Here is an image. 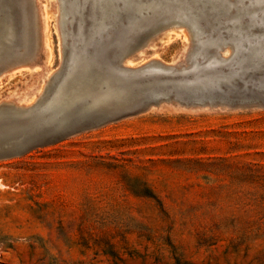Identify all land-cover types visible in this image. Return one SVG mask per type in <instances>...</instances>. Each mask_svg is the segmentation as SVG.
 I'll return each mask as SVG.
<instances>
[{"label":"rangeland","instance_id":"1","mask_svg":"<svg viewBox=\"0 0 264 264\" xmlns=\"http://www.w3.org/2000/svg\"><path fill=\"white\" fill-rule=\"evenodd\" d=\"M36 1L40 51L0 100L32 101L60 62L57 0ZM188 47L171 26L127 63ZM0 264H264V106L161 102L0 157Z\"/></svg>","mask_w":264,"mask_h":264},{"label":"water","instance_id":"2","mask_svg":"<svg viewBox=\"0 0 264 264\" xmlns=\"http://www.w3.org/2000/svg\"><path fill=\"white\" fill-rule=\"evenodd\" d=\"M60 62L28 103L0 100V157L161 102L264 106V0H57ZM195 9V11H193ZM184 27L182 63L129 64L161 31ZM36 0H0V74L35 60ZM228 46L229 53L221 54Z\"/></svg>","mask_w":264,"mask_h":264},{"label":"bare ground","instance_id":"3","mask_svg":"<svg viewBox=\"0 0 264 264\" xmlns=\"http://www.w3.org/2000/svg\"><path fill=\"white\" fill-rule=\"evenodd\" d=\"M44 18H46V15H44ZM44 18H42V19H44ZM43 21H45V20H43ZM46 22V21H45ZM45 25V24H44ZM48 27V26H47ZM45 28V27H44ZM43 28V29H44ZM42 29V30H43ZM46 29V28H45ZM43 30L44 31V33H43V41H44V43L48 46V47H50V32L51 31H49V29H47V30ZM42 31V32H43Z\"/></svg>","mask_w":264,"mask_h":264}]
</instances>
